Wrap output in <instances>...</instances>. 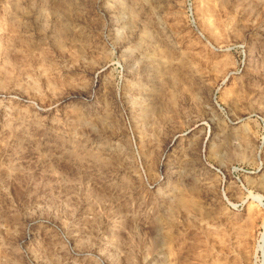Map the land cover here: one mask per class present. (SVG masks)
I'll list each match as a JSON object with an SVG mask.
<instances>
[{
	"label": "rangeland",
	"instance_id": "374dc122",
	"mask_svg": "<svg viewBox=\"0 0 264 264\" xmlns=\"http://www.w3.org/2000/svg\"><path fill=\"white\" fill-rule=\"evenodd\" d=\"M0 264H264V0H0Z\"/></svg>",
	"mask_w": 264,
	"mask_h": 264
}]
</instances>
